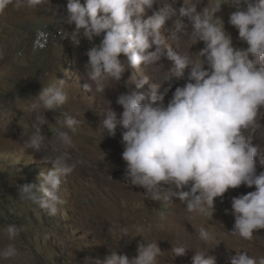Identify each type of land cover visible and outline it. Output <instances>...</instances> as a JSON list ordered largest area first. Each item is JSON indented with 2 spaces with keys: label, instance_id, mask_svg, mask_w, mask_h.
<instances>
[{
  "label": "clouds",
  "instance_id": "obj_1",
  "mask_svg": "<svg viewBox=\"0 0 264 264\" xmlns=\"http://www.w3.org/2000/svg\"><path fill=\"white\" fill-rule=\"evenodd\" d=\"M50 0H0V12L35 8ZM177 0H68L66 15L57 18L63 24L74 25L71 33L83 35L91 42L102 39L88 49L85 64L86 82L83 90L105 93L107 81H121L127 69L129 82L135 90L122 93L116 103L123 111L117 113L111 102L101 121L102 134L122 132V159L126 162L124 180L128 185L145 189L144 195L154 201L171 202L178 198L189 212H213L214 201L229 189L242 184L255 190L231 199L234 217L232 236L251 241L254 230L264 229V171L257 174V162L264 167V145L254 143L255 134L264 124L258 115L264 109V0H213L198 11L196 0H183L177 10ZM235 11L229 23L238 30L246 48L234 47L231 35L217 17L222 5ZM154 6H156L154 8ZM146 10L152 14L145 18ZM177 17L172 26V38L186 37L204 47L193 56L191 51H173L162 33L166 23ZM186 17L188 23L180 18ZM69 35V33H68ZM75 39V38H74ZM153 51H149L152 49ZM126 59L122 61L120 56ZM162 57L172 62L171 75L184 77L165 104V92L160 83L140 73L141 68L158 65ZM207 65V67H205ZM59 84L43 87L31 104L34 112L56 111L69 99ZM148 85V90L144 87ZM59 123L71 133L81 121L63 113ZM45 120L36 121L35 130L25 143L26 149L44 153L43 160L51 163L50 170L39 173V183L17 185L21 201L30 203L55 216L63 204L60 196L62 180L73 172L78 161L69 163L70 155L61 147L55 155H47L49 145L43 132ZM69 131L57 129L63 148L72 145ZM167 186V188L165 187ZM188 190H184V189ZM21 227L9 223L4 229L9 240L20 235ZM121 236H126L122 231ZM203 247L196 249L192 264H217L208 245L215 237L204 227L198 229ZM175 257L185 254L186 247H171ZM157 242L138 243L137 255L112 251L103 262L94 264H157L161 254ZM17 255L14 244L0 249V261ZM229 264H264V256H249L236 251Z\"/></svg>",
  "mask_w": 264,
  "mask_h": 264
},
{
  "label": "rangeland",
  "instance_id": "obj_2",
  "mask_svg": "<svg viewBox=\"0 0 264 264\" xmlns=\"http://www.w3.org/2000/svg\"><path fill=\"white\" fill-rule=\"evenodd\" d=\"M212 2L203 0L198 11ZM67 3L68 0H50L31 9L9 5L0 12V249L9 243L17 249L16 256L0 264H94L96 260L103 262L112 251L132 258L137 255L138 243L145 242H157L160 247L162 252L157 264H192L196 249L203 247L198 237L201 227L215 237L208 247L215 246L209 254L217 257V264H229V258L236 255V251L245 250L249 256L257 258L264 256V229L254 230L251 241L230 233L234 226L231 199L254 191L255 186L249 188L242 184L229 189L222 198L215 199L213 212L208 209L205 213H195L189 212L178 198L173 197L171 202L154 201L144 195L146 190L142 187L109 177L118 173L124 178L126 162L121 155L124 129L118 126L116 135L111 137L106 131L102 134L100 125L106 117L109 101L117 113L123 111L116 100L120 94L135 90L129 82L133 70L127 69L121 81H107L104 94L96 93L94 85L91 93L83 90L86 53L92 46L99 45L103 34L91 42L83 35V30L73 37L75 26L57 19L66 15ZM182 5L183 0H177L173 7L178 10ZM233 11L234 8L225 4L216 15L231 35L234 47L246 48L247 44L238 37V30L229 23ZM151 14V10H146L145 18ZM176 19L174 16L166 23L163 35L173 51H191L195 56L204 43L193 45L186 37L173 39L171 31ZM180 19L188 23L186 17ZM44 23L51 24L53 31L62 29L66 39L57 48L34 50L31 40ZM153 50L154 47L149 49ZM120 59L126 58L121 55ZM157 64L141 68L139 72L149 75L152 82L160 83V92L167 90V104L175 88L186 82L187 70L184 77H176L171 75L172 62L166 57ZM59 80L66 82L68 102L56 111L34 112L30 106L42 88L58 85ZM144 90H148V85ZM65 112L81 121L74 134L59 123ZM37 119L46 121L42 130L49 145L47 155H55L54 149L61 147L69 153V163L83 161L62 180L63 204L55 216L21 201L17 189V185L24 183L38 184L39 173L52 167L43 160L44 153L24 146L35 130ZM258 120L264 124V109ZM58 128L69 131L70 147L60 145ZM255 138L264 145V127L257 130ZM260 171H264V167L257 162V174ZM9 223L22 229L14 240H9L4 232ZM122 231L126 236L119 239ZM175 246L186 247L185 254L175 257L171 251Z\"/></svg>",
  "mask_w": 264,
  "mask_h": 264
},
{
  "label": "built area",
  "instance_id": "obj_3",
  "mask_svg": "<svg viewBox=\"0 0 264 264\" xmlns=\"http://www.w3.org/2000/svg\"><path fill=\"white\" fill-rule=\"evenodd\" d=\"M64 39H66V32L62 29L53 31L51 24L44 23L34 32L31 48L34 50H44L49 46L57 48Z\"/></svg>",
  "mask_w": 264,
  "mask_h": 264
},
{
  "label": "water",
  "instance_id": "obj_4",
  "mask_svg": "<svg viewBox=\"0 0 264 264\" xmlns=\"http://www.w3.org/2000/svg\"><path fill=\"white\" fill-rule=\"evenodd\" d=\"M109 177L115 181H119V182H123V183L125 182L123 176L119 175L118 173H112L109 175ZM184 190H188V189L186 188Z\"/></svg>",
  "mask_w": 264,
  "mask_h": 264
},
{
  "label": "bare ground",
  "instance_id": "obj_5",
  "mask_svg": "<svg viewBox=\"0 0 264 264\" xmlns=\"http://www.w3.org/2000/svg\"><path fill=\"white\" fill-rule=\"evenodd\" d=\"M196 2H197V3H200V4L198 5V7L201 8L202 5H203V3H202L203 0H196ZM255 139H256V138H255ZM255 143H257V139L255 140ZM169 226H170V225H169ZM169 228H170V227H169ZM169 228H167V229H169ZM171 228L173 229V227H171ZM167 231H168V230H167Z\"/></svg>",
  "mask_w": 264,
  "mask_h": 264
}]
</instances>
